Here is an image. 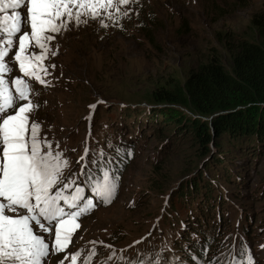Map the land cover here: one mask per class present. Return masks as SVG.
<instances>
[{
    "label": "rangeland",
    "instance_id": "obj_1",
    "mask_svg": "<svg viewBox=\"0 0 264 264\" xmlns=\"http://www.w3.org/2000/svg\"><path fill=\"white\" fill-rule=\"evenodd\" d=\"M136 6L118 24L108 21V32L94 44L88 43L84 30L90 21L57 34L51 42L57 55H49L45 61L49 66L56 65L54 70L49 67V84L30 82L38 93L33 96L39 103L33 118L42 123L41 135L46 133L54 147L59 141L73 169L79 167L75 161L84 152L86 138L90 147L96 146L93 141L105 145L110 140L109 131H118L125 124L113 117L111 112L117 111L113 107H119V115L131 127L127 133L133 134L121 147L131 150V157L125 155L122 164L112 159L110 165L122 173L113 204L99 206L81 218L73 237L75 247L70 245L69 251L83 250L78 264L93 247L97 254L90 264H109L113 251L118 259L121 255L136 256L137 250L159 252L174 264H179L181 258L184 264H192L187 261L194 254L190 249L181 248L187 252L175 254L172 250L166 252L167 246L162 243L163 229L171 224L172 230L176 219L188 216L186 206L178 199L183 193L203 213L206 206L216 214L225 213L207 226L211 240L219 241L209 249L205 264L214 256L226 259L228 248L240 241L250 249L255 264H264V143L260 147L257 141H226L220 147L210 143L204 148L192 131L174 136L165 124L175 116L185 122L200 118L209 125L210 117L181 102L153 99L160 90L183 101L190 72L212 59H220L231 70L241 43L256 40L251 20L256 13H264V0H139ZM20 11L27 16L26 6ZM138 12L139 22L127 24ZM131 25H137L141 32ZM25 30L30 31V26ZM11 67L6 77L10 80L20 75L14 61ZM92 104L97 105L94 111L89 107ZM89 116L91 119H86ZM112 149L106 148V153H112ZM221 155L229 164L227 170L214 163ZM238 220L249 227L246 236L238 234ZM194 231L191 237L201 243L197 225ZM142 237L146 239L133 245ZM225 237L227 248L221 245ZM101 240L104 244L89 243ZM220 250L223 255H217ZM62 255L50 253L45 264H58ZM111 264H117V260Z\"/></svg>",
    "mask_w": 264,
    "mask_h": 264
},
{
    "label": "snow or ice",
    "instance_id": "obj_2",
    "mask_svg": "<svg viewBox=\"0 0 264 264\" xmlns=\"http://www.w3.org/2000/svg\"><path fill=\"white\" fill-rule=\"evenodd\" d=\"M138 2L0 0V264H45L50 253L63 254L58 264H78L83 250L70 252L69 246L75 247L73 237L81 226V218L115 199L122 173L109 166L112 158L106 148H113L112 142L100 145L93 141L96 146L90 147L86 138L84 152L75 161L79 167L73 169L59 141H55L54 147L46 133L41 135L42 123L33 118L39 108L33 96L38 93L30 82L49 84V67L54 70L56 65L49 66L45 61L49 55H57L51 47L57 34L90 20L108 28V21L118 24L132 11L124 6ZM25 6L26 17L20 11ZM26 26H30V31L25 30ZM13 61L20 75L10 80L6 77L12 71ZM89 107L94 111L97 105ZM114 151V158L121 164L125 155H132L131 150L119 145ZM144 239L134 241L133 245ZM89 243L104 244L102 240ZM221 245L228 247V237ZM209 247L205 244L198 256H192V264H205ZM96 254L93 247L82 264H90ZM112 260H117V264H174L159 252L140 250L136 256L121 255L118 259L113 251L109 264ZM179 264H184L182 258ZM207 264H255V260L240 241L229 248L226 259L214 256Z\"/></svg>",
    "mask_w": 264,
    "mask_h": 264
},
{
    "label": "trees",
    "instance_id": "obj_3",
    "mask_svg": "<svg viewBox=\"0 0 264 264\" xmlns=\"http://www.w3.org/2000/svg\"><path fill=\"white\" fill-rule=\"evenodd\" d=\"M124 7L135 9L137 6L135 4ZM140 18L141 13H135L127 20V24L130 22L138 23ZM149 21L153 22V19L150 17ZM251 23L257 32L256 40H247L241 43L231 61V70H228L226 66L220 63V59L215 58L202 65L199 69L190 72L184 86L186 96L183 101L174 100L169 94L165 95L163 91H156L153 96L156 101L181 102L190 110L210 117V123L207 125L200 118L185 122L183 118L178 119L172 116L169 119L170 122L165 124V128L170 131L169 134L177 136L190 130L193 132V136L196 137V141L201 143L204 148H208L210 143H213L215 147H220V143L226 141H257L258 146L264 143V13H256ZM131 26L135 28L136 32H141L137 25ZM108 29L109 27L102 28L96 21L90 20L89 25L84 26L87 40L89 39L88 43L94 44L97 42L100 35L108 32ZM112 109L117 110L111 112L114 114L113 117L125 121V124H122L118 131H109L108 133L113 143L110 158L115 159L114 148L117 145L122 147L125 144L124 142L129 139L128 137L133 136V134L127 133L131 127L127 125L129 124L128 120L119 115V107H113ZM130 113V115H133L132 112ZM136 117L138 116L136 115ZM185 126L189 129L185 128ZM239 147L247 151L243 145H239ZM225 159L222 155L218 156L215 158L214 163L217 167L222 166L223 170H227V165L229 164H225ZM178 199L179 203L186 206L185 214L188 216L180 218V220L179 218L176 219V222L172 223V230L171 224L163 229L165 235L162 243L167 246L165 251L171 252L172 250L175 254H181L182 251L187 252L181 248H187L194 253L192 256H198L205 244L210 245V250L214 249L218 245L217 241L219 239L211 240L213 236L208 227L211 222H218L217 218L220 215L224 217L225 213L216 214L215 210L209 211L207 206L203 208V213V211L194 206L193 202L187 201V197L183 193ZM246 220L248 225V219ZM238 223H240L238 225L240 229L238 234L246 236V234L250 233L249 227H245V223L240 222V220H238ZM196 225L197 237L200 238L201 243L196 241L193 236L191 237L190 232H195L194 228L196 230ZM184 226H187V228L184 229ZM221 253L222 251L220 250L217 255ZM187 261L192 263L191 258L187 259Z\"/></svg>",
    "mask_w": 264,
    "mask_h": 264
}]
</instances>
